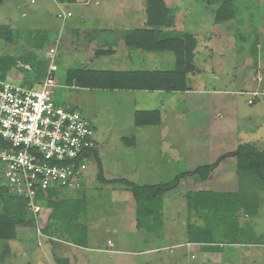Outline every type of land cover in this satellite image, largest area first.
I'll use <instances>...</instances> for the list:
<instances>
[{
    "label": "rangeland",
    "instance_id": "374dc122",
    "mask_svg": "<svg viewBox=\"0 0 264 264\" xmlns=\"http://www.w3.org/2000/svg\"><path fill=\"white\" fill-rule=\"evenodd\" d=\"M14 1L0 0V31L12 32L10 41L0 36V58L16 60L8 71H2L5 79L39 91L34 69L23 58H42L48 66L47 53L56 48L55 102L89 118L98 143L76 189L57 191L54 199L61 205L62 216L56 224L50 222V208L38 213L27 208L23 221L16 217L19 210L11 212L17 238L0 241V264H59L58 260L69 264H206L196 253L197 244L201 249L220 248L230 264L233 252L242 251L226 242L233 238V216L237 215L232 216L231 209L261 202L258 224L264 231V191L256 190L257 185L245 191L236 188L239 176L234 157L218 163L212 172L213 179L225 178L220 188L200 185L198 176H180L216 165L241 146L264 150V66L259 64L264 61V0H235V19L224 25L215 21L222 0H165L171 28L197 40L196 69L188 75V94L204 96L207 105L210 102V112L203 108L202 115L188 108L185 94L81 89L66 83L70 69L175 68L173 53L129 52L124 44L126 32L145 27L146 0H90L87 5L63 8L55 0ZM64 13L71 16L64 20L60 17ZM91 29L94 36L84 41L81 30ZM107 42L115 43L110 48L116 53L99 56L90 51L93 49H80L86 45L99 49ZM203 91L216 93L200 95ZM138 110L161 111L163 126H137ZM201 116V121L196 120ZM99 162L108 182L99 179ZM178 178V186L164 194L138 193L132 186H164ZM9 194V203L15 204L18 199ZM247 218L253 220L254 216ZM47 223L51 235L43 231ZM250 237L244 235V239ZM189 241L196 245L191 257L185 245ZM3 252H7L5 259ZM256 261L254 258V263L262 264Z\"/></svg>",
    "mask_w": 264,
    "mask_h": 264
},
{
    "label": "trees",
    "instance_id": "16d2710c",
    "mask_svg": "<svg viewBox=\"0 0 264 264\" xmlns=\"http://www.w3.org/2000/svg\"><path fill=\"white\" fill-rule=\"evenodd\" d=\"M61 3H81L79 0H60ZM82 3L87 0H81ZM235 0H222L221 6L217 11L216 23L223 24L228 23L235 19ZM147 21L145 28L128 31L125 33L123 40L125 46L129 50H143L146 52H169L175 55L176 66L175 69L170 71H104V70H88V69H71L67 73L66 83L71 85L75 84L81 89H99V90H125V91H185L187 90V75L194 73L196 67L194 65V52L197 48V40L192 34H187L183 32H177L171 28V20L169 18V9L164 0H147ZM0 36L6 40L10 41L12 38L11 30L0 31ZM99 56L103 54H113L111 48L108 50L98 51ZM23 61L26 65H31L34 69L32 72L34 78L40 82L43 80L47 65L43 62L42 58H32L24 59ZM16 60L9 57L0 58V78L5 79V75L2 71H8L9 68L14 66L11 64ZM48 63V62H47ZM47 66V67H46ZM24 71H27L24 69ZM29 72V71H28ZM144 115V116H143ZM139 121V117H142ZM158 119L155 121V118ZM160 122V112L159 111H149V112H137L136 113V125H157ZM95 152V150L93 151ZM234 157L237 159V172L239 176V191L240 189L247 190L249 186L253 189L257 185L256 190L260 192L264 191V150L260 151L253 146H241L234 153H229L222 156L216 165L204 166L197 168L193 172H186L181 178H192L199 177L202 181H206L213 170L218 166V163L224 160ZM99 179L102 182H108L104 178L103 168L101 162H99ZM180 178H178L173 184H168L164 186L148 187L141 189L136 185H132L136 192L142 193L149 191L152 194L161 191V194L168 190H173L180 183ZM111 183L113 181H110ZM122 183H128L122 181ZM247 185V187H246ZM254 190V191H256ZM157 191V192H156ZM10 191L2 186H0V205H3V212H0V241L10 242L17 238L16 227L14 217L11 216V212L19 213L16 217L19 220H24L26 205L21 200H16L15 204H10L9 200L11 198ZM206 194V193H205ZM57 191H51V194L44 195V203L42 208L52 209L51 219L52 221L58 222L61 220V205L59 201L56 202L54 197L58 196ZM150 195V196H151ZM253 197V196H252ZM15 198V197H14ZM17 199V198H15ZM225 201H227L225 199ZM224 202L221 200L220 203ZM229 204V203H228ZM232 204V203H231ZM261 202L257 203L255 206L250 205H240L231 209V214L233 216L234 230L233 238L229 239L230 243H242L246 242L244 235L248 237L249 233L245 231L244 227L241 228L238 214L242 212L247 216H256L260 209ZM233 209L235 212L233 213ZM227 216L229 212L225 211ZM50 224V223H49ZM48 223L44 227L43 231L47 235L50 234V226ZM59 225V224H57ZM240 233V234H239ZM240 235L242 236L240 238ZM244 239V240H242ZM242 240V241H241ZM190 242V241H189ZM193 242H197L193 240ZM190 242V243H193ZM218 243L217 245H219ZM208 249V248H207ZM215 252L222 253L223 251L219 249H213ZM7 252H3V257L5 259ZM59 264H69L66 261L58 260Z\"/></svg>",
    "mask_w": 264,
    "mask_h": 264
},
{
    "label": "built area",
    "instance_id": "2783aa9c",
    "mask_svg": "<svg viewBox=\"0 0 264 264\" xmlns=\"http://www.w3.org/2000/svg\"><path fill=\"white\" fill-rule=\"evenodd\" d=\"M70 16L60 15L64 20ZM56 54L54 47L47 53L39 91L0 78V186L34 213L48 192L76 189L86 160L97 149L90 119L55 102Z\"/></svg>",
    "mask_w": 264,
    "mask_h": 264
},
{
    "label": "crops",
    "instance_id": "0c3cea01",
    "mask_svg": "<svg viewBox=\"0 0 264 264\" xmlns=\"http://www.w3.org/2000/svg\"><path fill=\"white\" fill-rule=\"evenodd\" d=\"M14 1V0H13ZM20 1V0H19ZM165 1V0H164ZM181 1H184V0H180ZM15 2V1H14ZM55 2L58 3L59 7L60 8H63L65 5H70V4H84V5H87L90 0H87L86 2H83L81 0H79L78 2H81V3H69V2H64V3H61L60 0H55ZM16 3L19 4V2L16 1ZM144 3V2H143ZM17 4V5H18ZM136 9V7H135ZM146 11H147V0H146V3L143 4V12L144 13V16L146 18ZM17 15V14H16ZM234 20V19H233ZM225 23L221 24V25H224ZM227 24V23H226ZM216 25H218L216 23ZM220 25V24H219ZM145 28V27H143ZM140 29V28H138ZM138 29H135V30H138ZM80 32V31H79ZM79 32H78V35H79ZM82 32V39H87L91 36H94V32L92 29L91 30H81ZM87 35H86V33ZM72 35H73V31H72ZM123 39V38H122ZM87 44V43H86ZM102 44V43H101ZM113 44H115L114 42L113 43H105V45H102L99 49H96V48H93L92 46H90V48L86 45L85 47H82L80 49L82 50H89V49H93V50H90V51H95L96 54H98V51H103V50H108ZM125 44V43H124ZM106 46V47H105ZM86 48V49H85ZM123 48V47H121ZM120 48V49H121ZM127 51H132V50H129L127 49ZM116 53L115 51H113V54ZM99 55V54H98ZM259 63V62H258ZM260 65H263L264 66V61L260 62L259 63ZM175 66H176V61H175ZM175 69V68H174ZM71 70V69H70ZM90 70V69H89ZM173 70V69H172ZM141 71V70H140ZM156 71H170V70H156ZM263 74H264V68H263ZM189 75V74H188ZM187 75V76H188ZM188 80H190L189 76L187 78V90L185 91H155L159 94H163V93H166V95L168 93H171L172 95H174V97H179L180 95H183L185 94V96H187V99L184 101L185 104L188 106V108L191 110H194V113L197 114H200L202 115V112H203V108H205V110H209L210 112V102H208V105L206 103L205 98L204 96H201V97H191L189 96L188 93H191L190 92V85L188 83ZM93 90V89H92ZM96 90H99V89H96ZM114 91H125V90H114ZM135 92V91H134ZM144 92H151V91H144ZM216 93V92H215ZM214 92H206V91H203V92H199V94H208V95H211V94H215ZM198 95V94H197ZM171 99V98H170ZM179 105H180V102H178ZM188 103V104H187ZM206 103V105H205ZM174 104V103H173ZM214 104V103H213ZM178 105V110L179 108H182L181 106ZM137 108V107H136ZM139 111H142V110H138ZM149 111H155V110H145V111H142V112H149ZM135 112V111H134ZM161 112V111H160ZM137 113V112H136ZM161 114V113H160ZM161 116V115H160ZM196 120H202L204 117L201 116V117H195ZM148 126V127H147ZM163 126V120L160 118V122L157 124V125H142L140 127H147V128H152V127H162ZM198 129V128H197ZM149 131H152L150 129H148ZM98 143V142H97ZM173 156V154L171 155ZM237 165V164H235ZM220 166V165H219ZM219 166H217L216 168H218ZM199 168V167H198ZM215 168V169H216ZM237 169V168H236ZM236 175V174H235ZM215 176V173H212V175L209 176V178L206 180V181H202L200 179V182L201 184L200 185H208L209 187H211V189H215L216 187L220 188L221 187V184L224 183L225 181V178L222 180L220 179V176H216L215 179H213L212 177ZM227 176V175H226ZM237 176V175H236ZM211 177V178H210ZM214 181V183H213ZM223 181V182H222ZM228 181V180H227ZM224 185V184H223ZM236 188L238 189L239 188V182L237 181V185H236ZM236 189V190H237ZM235 189L233 190L234 192L236 191ZM237 192V191H236ZM261 213H262V210L259 209L258 211V215L256 216V219L254 218L253 220H249L248 221V216L247 215H244L242 212H240L238 214V219L239 221H241L242 225L240 224L241 228L244 227L245 231H247L249 233L248 237L251 236L249 238V240H247L246 242H242V243H235L233 244V249L235 248H241L242 251L241 252H233V258L232 260L230 261V264H246L248 262H250L251 264H256L253 262V259L255 258V261L256 259L258 261H260V263L264 264V231L262 230L263 228L258 224L261 217ZM244 215V216H243ZM259 226V227H258ZM225 243H222V244H219V245H223ZM185 245H187L188 247V253L189 256H194V251L196 249V245H193L192 243H186ZM199 246V249L197 250L196 249V253L198 254L200 260H201V263H206V264H217V262L221 263V260H223V264H229V261H228V258L229 256H224V252L220 253V252H215L214 250H211V249H201V245L200 244H197V247ZM222 247V246H221ZM240 257V258H239ZM257 262V261H256Z\"/></svg>",
    "mask_w": 264,
    "mask_h": 264
}]
</instances>
